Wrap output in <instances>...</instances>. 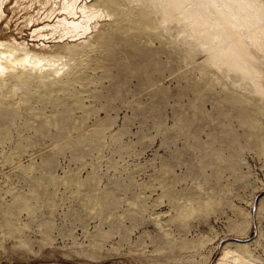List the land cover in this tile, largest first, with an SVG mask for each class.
I'll list each match as a JSON object with an SVG mask.
<instances>
[{
    "label": "rangeland",
    "instance_id": "1",
    "mask_svg": "<svg viewBox=\"0 0 264 264\" xmlns=\"http://www.w3.org/2000/svg\"><path fill=\"white\" fill-rule=\"evenodd\" d=\"M129 37L99 46L106 78L0 110V264H216L245 244L264 260V100L189 58L176 29ZM190 196L213 204L180 219Z\"/></svg>",
    "mask_w": 264,
    "mask_h": 264
},
{
    "label": "bare ground",
    "instance_id": "2",
    "mask_svg": "<svg viewBox=\"0 0 264 264\" xmlns=\"http://www.w3.org/2000/svg\"><path fill=\"white\" fill-rule=\"evenodd\" d=\"M0 21L5 24L0 27V110L22 115L34 95L49 101L55 95L52 87L83 86L92 78L83 76L89 70L101 69L106 78L109 69L97 50L100 46L111 51L120 34L127 43L129 35L162 39L165 31L174 29L189 46V58L198 49L216 75L224 74L240 90L251 85L264 100V0H0ZM12 21L17 34L32 29L29 40L6 32ZM42 88L48 90L42 93ZM31 116L35 121L39 117ZM21 160L12 152L4 161ZM92 201L88 197L84 207L94 213L97 202ZM185 201L178 209L184 220L196 212L206 213L213 202L194 196ZM8 228L2 227L1 250L7 249ZM28 229L27 224L19 226L18 239ZM216 264H264V260L245 244L224 250Z\"/></svg>",
    "mask_w": 264,
    "mask_h": 264
}]
</instances>
